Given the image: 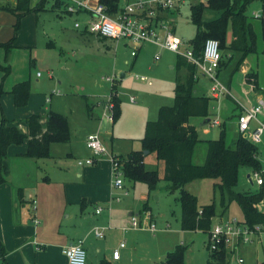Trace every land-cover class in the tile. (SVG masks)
Here are the masks:
<instances>
[{
  "label": "rangeland",
  "instance_id": "1",
  "mask_svg": "<svg viewBox=\"0 0 264 264\" xmlns=\"http://www.w3.org/2000/svg\"><path fill=\"white\" fill-rule=\"evenodd\" d=\"M197 1L199 2V0H189L176 11L168 10L165 20L162 21L165 23L163 25H168L170 32H175V35L181 38L185 44L192 40L195 34V28L190 22L189 6L198 3ZM37 2L38 0H32L33 5ZM5 3H9V0H0V5ZM51 4L52 0L47 4L49 10L38 15L36 29L38 44L31 45L33 30L27 25L23 29L20 25L21 37L19 39V29L14 47L8 52L4 48H0V88L4 91L0 104L6 105L7 99L12 101L9 94L12 86L22 81H29L31 93L33 96H38L34 99L38 103L44 101L43 105L39 107L40 110L48 111L49 108H52L51 110L58 111L66 118L70 133L68 144L53 143L51 158L40 160V162L44 161V165L42 164L45 170L44 175L50 178V182H41L35 188V193L40 195V199H38L40 206L39 203L35 206V208L38 206L39 213L35 212L36 220L40 223L38 226L39 235L36 237L37 242L43 243V245H52L65 243L66 238L63 235L72 237V229L79 221L78 213L81 204H83L82 198L85 199V202L88 200L87 216L92 214L96 205L104 207L108 201L110 202L109 206L111 204H116L114 206L118 208L127 206V213L135 214L142 210V205L145 203L151 216H148V221H142L143 229L141 231L131 232L127 236V240L125 239L124 243L130 249L131 254L122 260V264H166L167 254L172 253L178 246L184 247L182 264H207L210 236L198 231L182 232L180 230L179 191H169L170 183L162 180L163 164L156 160L154 154L144 155L143 151L145 169L157 171L160 178L155 190L149 192L146 184L134 183L125 179L124 186L128 192L126 191V195L119 202L112 199L116 195H122L125 189L118 191L113 187L111 156L125 157L131 151H140L146 123L157 119L159 108L173 105L175 65L178 55L166 51L158 45L146 43L141 46L133 61L130 56L132 47L130 43L125 42L128 46H123V42L100 40L95 36L82 35L79 33L80 30L74 28L75 22H82L81 17L61 14L60 10L52 12L50 11ZM263 13L264 9L261 8L259 0H254L246 13L248 21L253 25L256 37L254 52L246 56L230 49V46L238 43L240 39H233L229 32L224 47L221 49L222 67L224 68L217 80L226 89L231 80V96H220L219 103H211L209 106L208 120L211 121L205 125V129L210 132V136L216 139L219 136V128L216 125L211 127L212 120L218 118L225 121L232 115L235 105L250 103L249 97L246 96L247 88L242 86V68L245 67H241L242 65L248 66L249 83H257L264 95V43L260 27L261 19L264 17ZM31 15L35 16V14ZM217 17V12L204 11L202 14L205 21ZM13 26L9 28L0 25V43L8 42L13 37ZM49 41L53 43L54 47L46 46ZM22 42H28L30 45H24ZM187 45L188 48L189 44ZM142 76L152 82L151 87L139 81V77ZM198 76L200 77V72H198ZM201 79L196 89L201 90L200 94L204 95L206 91L210 92L211 82ZM112 85L115 87L114 92L119 99L120 108L119 119L113 124L104 120L102 113L97 112L95 108L93 115L89 116V110L86 107L98 104L100 101L107 102ZM5 92L8 93L5 94ZM209 94L211 95V92ZM49 97L51 104H45V99ZM130 97H134V102H130ZM10 106L12 107V104ZM2 109L3 107L0 105V123L2 116L5 117ZM7 112H9L8 106ZM96 113L99 118L95 117ZM5 119L7 118L5 117ZM194 121L192 119L191 123ZM89 134L99 136L104 152L95 164L96 166H88L87 170H94L88 174L89 177L82 180V186L76 195H73L70 193V189L74 186L71 185H76L79 182L76 173L83 170L82 172L85 174L86 169H80L77 166V161L85 160L89 156L85 146V137ZM236 135L238 136L237 133ZM234 137L233 128L226 125V144H230ZM204 144L201 142L196 145L192 157L193 163L203 164L206 152ZM258 148L260 149L258 159L264 166V147ZM67 153L72 155L66 156ZM248 173L251 179L255 178V173H252L251 170L245 168L239 170L235 191L257 190L258 187H255L254 184L251 185L246 177ZM257 174L261 177L262 172ZM93 175L98 176V181L100 179L103 184L104 181L107 185L111 182V195L106 193L107 195L104 196L103 190L95 189L98 185H94L96 179L92 178ZM20 177L22 178L23 174H20ZM29 182L31 180L26 182L27 188L33 189L35 185ZM217 184L218 180L215 179L196 180L194 183L186 185L184 191L197 197L200 206L214 204L215 217L212 220L214 226H222L228 220L242 222L241 211L235 203L229 205L222 217L218 216L222 210L219 206L220 194L216 187ZM66 191L68 202L66 201ZM80 196L82 197L79 199L80 203H70ZM258 206L263 209L264 201ZM67 216L70 217L67 218ZM150 222L155 224V232L147 228ZM114 226H116L115 223ZM106 227H110L109 230H111L110 225ZM109 230L105 233V238L98 241V246L103 250L102 254L105 253L104 250L111 248L119 241L117 237L111 235ZM250 236L251 241L246 244L241 241L236 246H225L224 249L229 257L226 264H238L239 258L242 259L241 264H264V226L254 228ZM46 249L51 250L48 246ZM46 249H43L42 252ZM52 260L47 256L45 261L53 264ZM87 264H89L88 259Z\"/></svg>",
  "mask_w": 264,
  "mask_h": 264
},
{
  "label": "trees",
  "instance_id": "2",
  "mask_svg": "<svg viewBox=\"0 0 264 264\" xmlns=\"http://www.w3.org/2000/svg\"><path fill=\"white\" fill-rule=\"evenodd\" d=\"M51 0H38L32 4V0H15L11 7L0 5V11L11 14L14 19V35L8 42L0 43V48L7 52L14 47L16 34L20 29L21 20L31 14L39 15L47 10L46 5ZM264 9V0H259ZM98 4L106 9L111 17L122 8L120 0H97ZM191 2V1H190ZM198 2V1H197ZM254 0H207L206 3H194L190 8V22L195 28V34L189 44L192 54L199 58L207 40L218 41L220 52L228 38V32L233 39H240L238 43L230 46V49L248 55L255 51L256 37L253 25L246 15L249 5ZM64 0H52L51 11L60 10L61 14H69L65 11ZM179 8V7H178ZM177 9V8H176ZM173 9L172 11H176ZM170 10V9H168ZM168 10H157L156 21L165 20ZM204 11L217 12L218 17L205 21L202 18ZM264 16V13H263ZM261 36L264 43V17L261 19ZM173 31H175L173 29ZM87 34L84 31H81ZM175 34V32H173ZM89 35V34H88ZM248 35V38H247ZM99 38V37H98ZM100 40H106L99 38ZM222 55L219 69L222 68ZM225 65V64H224ZM7 70V69H5ZM176 78L173 87V105L159 108L157 119L147 122L144 137L141 140V150L131 151L125 157L113 156L122 166L124 180L134 183L146 184L148 191H154L160 180L157 171H148L144 166L143 151L154 154L156 160L163 164L162 180L170 183L169 191H179L181 206L180 229L183 232L199 231L209 234L212 220L215 217L214 204L207 206L198 205L197 198L183 190V187L193 181L203 179L218 180L216 187L219 190V206L224 213L231 203H235L242 214V224L249 229L255 226H264V211H259L257 206L264 201V175H261L262 185L257 190L243 192L235 191L238 184L239 170L242 168L251 170L252 173L261 172V165L257 159V148L254 144L238 135L230 144L225 142V129L221 128L219 136L215 140L203 141L206 147L205 160L202 165L192 162L193 152L197 144L201 143L194 126L189 123L191 118L208 117L210 98L195 95L197 68L185 58L178 56L176 65ZM248 80V77H247ZM257 90V83H252ZM112 85L110 90V102L113 104V123L120 116L119 99ZM4 91L0 88V98ZM9 94L13 98L15 108L27 106L31 96L29 81H22L12 86ZM104 105L106 102H103ZM112 123V124H113ZM27 134L22 133L16 125L1 118L0 123V185L7 181L9 165L7 149L9 146H19L26 143L24 157L30 159H48L50 145L53 143L65 144L70 140L67 120L64 116L48 111L46 123L40 124V118L36 114L30 115L25 120ZM21 196V191H18ZM209 250V248H208ZM184 247L178 246L172 253H168L166 264H182ZM5 250L0 243V260L5 262ZM227 252L221 248L218 252H210L207 264H226ZM99 264H110L107 260Z\"/></svg>",
  "mask_w": 264,
  "mask_h": 264
},
{
  "label": "crops",
  "instance_id": "3",
  "mask_svg": "<svg viewBox=\"0 0 264 264\" xmlns=\"http://www.w3.org/2000/svg\"><path fill=\"white\" fill-rule=\"evenodd\" d=\"M133 1L134 0H120L119 6L121 8H123L125 5L132 3ZM88 2L90 5H94L95 3H98L97 0H89ZM14 4H15V0H9V3H5V4H1V5H7V6L11 7ZM51 6H52V4L50 5V7ZM46 8H47V10H49L48 5ZM54 11L55 10H53L52 12H54ZM71 16H73V15H71ZM71 16H67V17H71ZM75 16L81 17L82 21L86 20V17L81 15V14L80 15L78 14ZM38 18H39L38 15H36V16L27 15L21 20V27L23 29L27 25L28 27L31 28V30H33L34 34L32 37L31 45L38 44L37 31H36L37 22L39 20ZM14 21H15V19L11 14H9L8 12H5V11H0V25L1 26H5V27L10 28L11 26H13ZM162 21H164V20H161L159 22H162ZM21 32H22V30L20 29L19 39L21 37ZM79 33L82 35H88V34L82 33L81 31H79ZM90 36L93 37L94 35H90ZM96 38H98V37H96ZM22 43L24 45H30V44H28V42L27 43L22 42ZM49 44H51V45H49ZM46 46L54 47V45L51 41L47 42ZM123 46H128V45H126L125 42H123ZM131 48H130V52H131ZM139 50H138V52H139ZM138 52H137V54H138ZM136 57H137V55L133 58V61L136 59ZM243 66H245V67H243ZM241 67H243L242 68L243 79L241 80L242 86H244V88H247V95L246 96L249 97L250 103L245 104V105H235L234 106L235 109L232 112V115L225 121H222L218 118H215L212 120V122L218 121V125H216V126L219 128V131L221 128H224L225 133H226V125H229V127H232L233 131L235 132V137L232 140H234L237 137L236 133L238 134L237 126H236V116L239 113L240 106L246 107V106L256 105L257 103L264 101V95L262 93L261 88L258 87L257 90H255L253 88L254 86H253L252 82L249 83V80H247V75L249 74L248 73V66L242 65ZM223 68L224 67L220 68V70L218 71L217 77L220 75ZM171 69H173V67H171ZM198 72H199V70H197V75H196L197 81H196V84L194 87L195 95L210 98L211 101L209 102V106L211 103H219L220 96H223V95L213 97L212 95L209 94L210 92L208 93V91H206L207 95L206 94L201 95L200 94L201 90L198 91L196 89L197 85L199 83V80H202L201 78H203V80L206 79L210 82V80L207 77H205L204 75H202L201 73H200V77H199ZM142 77H144V76H142ZM148 81H150V80H148ZM147 86L151 87L152 82H151L150 86L149 85H147ZM230 87H231V80L229 81V85H228L227 89L225 88L228 91V94H224V95H227L228 97L231 96L230 95ZM30 89H31V87H30ZM7 93L8 92H5V94H7ZM34 97H38V96H33V94L31 93V96L29 98V102H28L27 106H25L23 108H15L14 107L12 96H11L12 101L7 99L6 105H3L2 103L0 104L3 107L2 111L5 114V117L8 119V121H10L12 124L16 125L17 128L24 134H27V126L25 125V120L30 115H32V114L38 115L40 118V124L44 128L48 111L58 113V111L51 110L52 108H49L48 111L46 109H45V111L40 110L39 107H40V105L41 106L43 105L44 101H41L38 103L34 99ZM1 100H2V97L0 98V102H1ZM101 102L102 101L98 102V104H95L93 106H88V105L86 106L87 109L89 110V116L93 115L94 108H95V110H97V112L103 113V110H104L103 105L104 104H103V102L101 104ZM47 103L51 104L50 97L45 99V104H47ZM11 104H12V107L10 106ZM7 106H8L9 112H7ZM10 108H12V109H10ZM209 116H210V112L208 109V117H206V118H191L189 120V123L196 128L198 139L201 142L216 139V138L210 136V132L207 129H205V125L209 124L211 121V120H208ZM95 117L99 118L97 113H96ZM192 119H194L195 121L191 123ZM212 125L213 124H211V127L215 126V125H213V126ZM252 126H254V125H252ZM201 134H202V136H200ZM69 142H70V140H69ZM225 142H226V136H225ZM68 143H65V144H68ZM51 145H50V156L48 159L51 158ZM255 146L257 148V159H258L259 158L258 156L260 153V149L258 147H264V135L262 137V141ZM25 151H26V143H23L19 146L12 145V146L8 147L7 157H8V165H9V175L7 177V181L0 185V243H1V245L4 248L5 253H6V255H5L6 264H49L50 262L45 261L47 256L51 260L53 259L52 260L53 264H66V259H65L64 255L62 254V250L66 246L75 244L78 241H82L83 247L86 251V264H87V259H88L89 264H99L100 261H102V260H107L110 264H122L121 263L122 260L126 259V257H128L131 254L130 249H128L127 245L124 243L125 239L127 240V238H128L127 236L129 234H131V232H137V231H141L143 229L142 228L139 230H128V231L124 232V231H122V228L127 227L129 225L128 223L130 221L131 216H138L141 223H142V221H146L145 215L147 214L148 216H151L150 212L147 208V204L144 203L142 205L143 206L142 210L137 212V214H135L133 212L127 213V206H121V208L114 206L116 204H111L109 206L108 203H110V202L108 201L106 203V206H104V207H101V206L97 207V205H96V207H94L92 214H88V216H87L86 211L89 209V207H87L86 205L88 204V200H86V202H85V199L80 196L77 200H72L70 202L71 204L80 203V200H79L80 198H82L81 200L83 201V204H81V209L79 210V213H78V215H79L78 224L74 227V229H72V234H71L72 237L63 235V237L66 238L65 243H56V244H52V245H48V244L44 243L45 245H43V243L37 242V240H36V237L39 235L38 226L40 225V223L36 220V213L35 212L37 211V214H39V213H38V206L36 207L37 209L36 208L34 210L32 209V203L34 202L35 206L38 205V203H39L38 199H40V195L39 194L37 195L35 193V188L38 186V184L41 182L42 183L43 182H47V183L50 182V178L47 176L45 177V175H44L45 170H44V167H42V164L44 165V161L40 162V160H48V159L26 158L23 156ZM193 154H194V152H193ZM69 155H72V154L71 153L66 154V156H69ZM147 155H149V154H147ZM205 155H206V152H205ZM258 161L261 165V170H262L261 172L264 175V166H262V163L260 162L259 159H258ZM192 162H193V159H192ZM95 164H93L92 166H94ZM193 164H195V163H193ZM195 165H201V164H195ZM30 166H31V169H30ZM79 168L80 169H86V170L84 171L85 174L82 172L83 170L80 173L77 171L78 173H76V178L79 180V182H77L76 185H71V186H74V187H71L72 189H70V187H69L70 193L73 195H76V192L78 191L80 186H82V180L84 181L85 177L86 178L89 177L88 174L91 173L92 170H94V169L87 170L88 166L79 167ZM20 174L21 175L23 174L22 178L20 177ZM246 177L248 178L251 185H253V184L255 185V183H254L253 179H251V176L249 173L247 174ZM92 178L96 179L94 182V185H96V186L98 185L97 187H95L96 190H98V191L103 190L102 193L104 196L107 195L106 193L111 195V191H112L111 182L109 185H107L106 181H104V184H103L99 179V181H100L99 182L98 176H96V175H93ZM33 179H34V181H33ZM29 180H31V182H29L30 184L35 185V187L33 189L27 188L26 182ZM194 182L195 181H193L191 183H194ZM191 183H189V184H191ZM184 187H183V190H184ZM255 187H257V186L255 185ZM125 189L127 191L126 187H125ZM19 190L21 191V196L18 195ZM28 190H31V191H28ZM104 192H105V194H104ZM80 195H82V194H80ZM66 201L68 202L67 191H66ZM102 201H105V199H102ZM102 203H105V202H102ZM107 205H108V207H107ZM39 206H40V203H39ZM97 208L101 209V212L99 214L95 213V210ZM258 210L264 211V208L263 209L258 208ZM104 211H106V212H104ZM31 213H33V214H31ZM224 213L221 211V214L220 215L217 214V215L222 217L224 215ZM29 214L32 216H30ZM69 217L70 216H67V218H69ZM114 223L116 224V226H114ZM212 224H214V223H212ZM109 225L111 226V230H109L110 227L109 228L106 227ZM95 227L105 229L104 237L102 239L105 238V233L109 230L111 235H114L119 240L114 246H111V248L104 250L105 253H103V254H102V251H103L102 248L98 246V241H100L102 239L95 238L93 235V232H92ZM155 231H156V227H155ZM155 231H153V232H155ZM193 232H197V231H193ZM135 239H136V237H135ZM120 243H124V247L119 249ZM47 246H48V248H51V250L46 249ZM43 249H46V251L42 252ZM115 249L119 250V259L118 260H112L111 259V252ZM92 255H93V257H92ZM0 263L2 264L1 260H0Z\"/></svg>",
  "mask_w": 264,
  "mask_h": 264
},
{
  "label": "built area",
  "instance_id": "4",
  "mask_svg": "<svg viewBox=\"0 0 264 264\" xmlns=\"http://www.w3.org/2000/svg\"><path fill=\"white\" fill-rule=\"evenodd\" d=\"M66 2L65 11L72 15H83L86 20L81 23L75 22L74 28L84 31L87 34L94 35L115 42H127L132 45L130 56L134 58L142 45L146 43L160 46L166 51L172 52L178 56L185 58L188 62L196 66L197 70L207 77L211 82L210 92L213 97L228 94V91L217 80L219 63L221 61V52L219 43L216 40L209 39L205 42L200 59L195 58L191 48H187L181 38L170 32L168 25L156 21L157 10H173L182 7L189 0H134L132 3L125 5L116 15L110 16L106 13L104 6L95 3L89 4V0H64ZM206 3L207 0H199ZM259 17L258 14H256ZM126 43V45H127ZM107 81H109L107 79ZM139 81L151 85L146 77H139ZM134 98H130L133 102ZM104 120L113 123V104L110 98L104 105L102 113ZM213 125H218V121H213ZM254 125V126H252ZM236 126L238 135L246 139L250 143L257 145L262 141L264 135V101L251 106H240V111L236 116ZM85 146L89 152V157L85 160H78L79 167L92 166L95 164L104 152L103 145L97 134H89L85 139ZM111 175L113 187L118 191H123L124 178L122 166L117 159L111 156ZM253 181L258 187L262 185V178L257 173L254 174ZM122 195H116L112 199L119 202ZM259 208V206H257ZM32 209H35V203H32ZM101 212L100 208L95 210L96 214ZM147 215V214H146ZM145 215L148 221V215ZM229 221V220H228ZM226 221L222 226L214 224L211 226L208 237V248L210 252H218L221 248L236 246L241 241L246 244L251 241V232L241 222ZM223 222V221H222ZM241 223V224H239ZM152 232L155 231V225L150 222L147 226ZM142 229L141 221L138 216H131L129 225L123 227L122 231ZM103 228L95 227L93 235L97 239L104 237ZM124 247V243L119 244V249ZM62 254L66 259V264H86V251L82 241L66 246L62 250ZM111 259H119V250L115 249L111 252ZM238 264L242 263V259L237 260Z\"/></svg>",
  "mask_w": 264,
  "mask_h": 264
},
{
  "label": "water",
  "instance_id": "5",
  "mask_svg": "<svg viewBox=\"0 0 264 264\" xmlns=\"http://www.w3.org/2000/svg\"><path fill=\"white\" fill-rule=\"evenodd\" d=\"M148 154V151H144V155H147Z\"/></svg>",
  "mask_w": 264,
  "mask_h": 264
}]
</instances>
